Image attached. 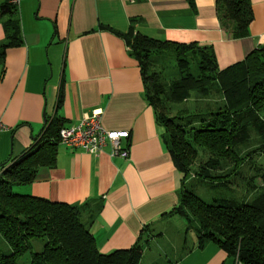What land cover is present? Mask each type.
<instances>
[{
    "label": "crops",
    "instance_id": "1",
    "mask_svg": "<svg viewBox=\"0 0 264 264\" xmlns=\"http://www.w3.org/2000/svg\"><path fill=\"white\" fill-rule=\"evenodd\" d=\"M249 1L247 34L234 37L216 0H0L15 4L20 26L19 44L0 60V166L41 141L47 126L51 134L94 110L105 128L129 131L122 139L127 158L110 156V145L91 154L59 143L54 165L13 189L78 206L101 253L129 248L140 235L148 242L157 223L180 216L164 213L179 201L182 173L128 42L139 33L197 43L225 69L264 46V0ZM6 19L0 17V44ZM183 226L185 245L167 264H242L215 242L199 247L196 233Z\"/></svg>",
    "mask_w": 264,
    "mask_h": 264
},
{
    "label": "trees",
    "instance_id": "2",
    "mask_svg": "<svg viewBox=\"0 0 264 264\" xmlns=\"http://www.w3.org/2000/svg\"><path fill=\"white\" fill-rule=\"evenodd\" d=\"M216 1L224 27L234 37L246 35L250 1ZM2 16L7 19L0 60L8 47L20 42L15 4H0ZM128 43L140 67L144 95L164 128V145L182 173V187L188 176L214 185L233 183L252 153L244 154L243 148L253 136L257 147L252 151H264V46L220 70L211 50L197 43L139 33ZM165 56L173 61L170 76L158 65ZM47 130L41 141L1 164L0 235L11 252L0 249V264H18L32 237L45 242L41 250L31 252L30 264H139L143 236L129 248L101 253L78 206L13 191L15 184L34 180L40 167L54 165L59 128L51 134ZM249 170V178L241 177L244 183L247 179V191L254 193L250 200L217 196L206 202L183 187L178 203L164 214L183 217L199 247L212 241L242 264H264V191H257V185L264 186V164H252Z\"/></svg>",
    "mask_w": 264,
    "mask_h": 264
},
{
    "label": "rangeland",
    "instance_id": "3",
    "mask_svg": "<svg viewBox=\"0 0 264 264\" xmlns=\"http://www.w3.org/2000/svg\"><path fill=\"white\" fill-rule=\"evenodd\" d=\"M172 64V59L169 56H165L163 58H160L158 65L160 67H163L165 69L164 73L170 76V69L172 68ZM189 106L193 107L192 101L189 103ZM160 128L164 132V128L161 124ZM256 147L257 142L255 141V137L253 136V140L250 145L246 148H243L244 154H246L247 152H252L251 155L246 158V163L241 167L240 171L241 174L248 178V175L251 173L249 167L252 164H264V151H252ZM1 170L2 168L0 166V171ZM241 174L237 175L236 179L233 180V183L227 185H212L209 182L205 183L197 178L195 179L194 177L191 178L190 176H188V179L183 187L185 189L194 191L197 195L208 201H210L214 196L235 198L238 200H250L254 193L247 191V179L244 183ZM255 184L257 185V183ZM13 191L15 190L13 189ZM257 191H264V186L261 187L257 185ZM183 224H185V220L180 216H173L161 221L160 223H157L155 225V228L150 231V233L153 232V236L149 238L148 242L143 243L144 251L140 264H167L169 259H175L179 250H181L185 245L183 243V239L181 240L180 238V236L184 232ZM158 229L163 231V235H156ZM44 242L45 238L32 237L30 239L31 247L17 258L18 264H30L31 252L41 250ZM0 249L4 253L11 252L10 246L1 235Z\"/></svg>",
    "mask_w": 264,
    "mask_h": 264
},
{
    "label": "built area",
    "instance_id": "4",
    "mask_svg": "<svg viewBox=\"0 0 264 264\" xmlns=\"http://www.w3.org/2000/svg\"><path fill=\"white\" fill-rule=\"evenodd\" d=\"M3 128L0 121V132ZM58 138L61 144L80 148L91 154L99 153L110 145V156L127 158L129 155L127 146L122 144V139L129 138V131L105 128L101 123V110L85 114L76 124L60 127Z\"/></svg>",
    "mask_w": 264,
    "mask_h": 264
}]
</instances>
